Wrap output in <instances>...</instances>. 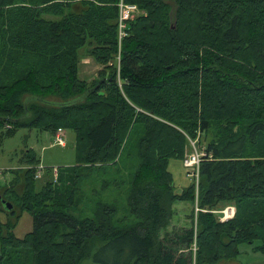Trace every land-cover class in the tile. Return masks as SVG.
<instances>
[{
	"label": "trees",
	"instance_id": "obj_1",
	"mask_svg": "<svg viewBox=\"0 0 264 264\" xmlns=\"http://www.w3.org/2000/svg\"><path fill=\"white\" fill-rule=\"evenodd\" d=\"M125 1L144 13L118 69L119 0H0V143L19 127L62 128L78 151L43 181L24 152L0 188L13 205L0 204V264H218L257 241L264 253V0ZM84 56L104 66L92 82L79 77ZM191 141L208 155L206 213L161 238L175 204L196 202L169 170ZM228 205L236 215L221 222L212 211ZM24 212L33 229L18 238Z\"/></svg>",
	"mask_w": 264,
	"mask_h": 264
},
{
	"label": "rangeland",
	"instance_id": "obj_2",
	"mask_svg": "<svg viewBox=\"0 0 264 264\" xmlns=\"http://www.w3.org/2000/svg\"><path fill=\"white\" fill-rule=\"evenodd\" d=\"M19 3V1H15ZM13 7V6H12ZM12 7H6V10H10ZM144 13L143 10H140ZM142 15V14H141ZM137 16L136 18L140 17ZM50 20H60L57 16H47ZM135 18V19H136ZM84 54L88 53V49L82 50ZM118 53L115 57V63L119 69ZM109 65H112L110 63ZM104 68V66L98 64L92 57H81L78 69L79 77L87 82H92L98 79V73ZM66 134V146H52L55 139V134L50 131L41 130L37 127H19L16 128L11 134L6 135L0 143V188L7 187L13 180V170L18 169L21 166V158L25 151H33L39 161V166L44 168L43 175L45 180L51 175L46 170L52 168V175L54 177L53 169L60 167H73L78 163V151L76 148V134L73 131H67ZM57 132V131H56ZM169 170L173 176V184L175 187V193L183 194L189 188H195L194 179L189 176V169L184 165L183 160H171ZM58 176V175H57ZM113 174H111V177ZM42 185L41 183L39 184ZM93 186L95 184L92 183ZM1 201V200H0ZM126 203L125 199L118 202L119 207H124ZM2 207H5L0 202ZM199 206V205H198ZM193 208H195L196 215V202H182L175 204L174 206V218L172 219L168 231L162 232L160 237H164L166 234L171 235L172 239L177 236H181L182 233L191 227V216ZM199 208V207H198ZM236 208V207H235ZM201 209V208H199ZM221 209V208H220ZM215 210V211H219ZM205 210V209H204ZM200 213H206L200 212ZM198 215V214H197ZM218 216L219 215L215 214ZM128 218V217H127ZM126 218V219H127ZM9 215L0 212V223L7 224ZM220 220V219H219ZM198 218L195 227H197ZM33 229V219L28 212H24L14 229V234L18 238H24ZM259 241L255 242L254 245L242 244L239 247V253L233 260H223L218 264H264V253L253 251V247L259 245ZM254 248V249H255Z\"/></svg>",
	"mask_w": 264,
	"mask_h": 264
},
{
	"label": "built area",
	"instance_id": "obj_3",
	"mask_svg": "<svg viewBox=\"0 0 264 264\" xmlns=\"http://www.w3.org/2000/svg\"><path fill=\"white\" fill-rule=\"evenodd\" d=\"M118 8V18L116 21L117 26V43H118V60L120 64L121 59V50L123 46V42L126 38L130 36V23L135 20V18L143 13H141L140 8L136 4L127 3L125 0H119L117 3ZM11 126L7 125L5 130H9ZM52 146H66V134L62 128L58 129L55 133V139ZM192 149L190 152H187L184 157V165L187 169H189V176L194 179L195 188H196V221L197 214L199 212H205L204 209H199V187H200V173H201V165L202 162L206 160L208 157L205 151H201L197 148L195 142L191 141ZM211 159L212 156H209ZM43 170L42 166L37 168L36 179L40 180L43 178ZM54 178L57 179L58 168L53 169ZM2 172L0 171V175ZM199 207V208H198ZM214 214L219 215V219L221 222H226L232 220L236 214V208L233 205H229L224 207L219 211H212ZM194 250L196 251V245L194 246Z\"/></svg>",
	"mask_w": 264,
	"mask_h": 264
},
{
	"label": "water",
	"instance_id": "obj_4",
	"mask_svg": "<svg viewBox=\"0 0 264 264\" xmlns=\"http://www.w3.org/2000/svg\"><path fill=\"white\" fill-rule=\"evenodd\" d=\"M2 204L5 206L4 208L9 211L13 209V205L6 200H2ZM0 251H1V247H0Z\"/></svg>",
	"mask_w": 264,
	"mask_h": 264
},
{
	"label": "crops",
	"instance_id": "obj_5",
	"mask_svg": "<svg viewBox=\"0 0 264 264\" xmlns=\"http://www.w3.org/2000/svg\"><path fill=\"white\" fill-rule=\"evenodd\" d=\"M1 191V190H0ZM1 222V221H0Z\"/></svg>",
	"mask_w": 264,
	"mask_h": 264
}]
</instances>
